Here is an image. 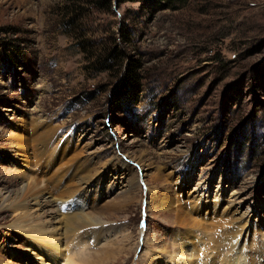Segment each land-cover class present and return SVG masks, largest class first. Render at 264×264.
Returning <instances> with one entry per match:
<instances>
[{"label": "rangeland", "instance_id": "1", "mask_svg": "<svg viewBox=\"0 0 264 264\" xmlns=\"http://www.w3.org/2000/svg\"><path fill=\"white\" fill-rule=\"evenodd\" d=\"M114 1L0 0V264H47L40 233L77 253L66 219L134 178L126 202L99 206L108 231L85 245L91 264L170 253L177 206L206 228L194 244L250 231L237 261L264 264V0ZM30 175L48 189L18 220L5 199Z\"/></svg>", "mask_w": 264, "mask_h": 264}, {"label": "bare ground", "instance_id": "2", "mask_svg": "<svg viewBox=\"0 0 264 264\" xmlns=\"http://www.w3.org/2000/svg\"><path fill=\"white\" fill-rule=\"evenodd\" d=\"M51 138H52V135L46 136L45 142L41 146V149L43 151L47 150L46 148H47ZM35 148H36V146H35ZM40 155H41V153H40ZM35 156H36V154H35ZM25 157H29V156H25ZM38 158H41V157L38 156ZM31 159H32V157H31ZM27 160L30 161V159H28V158H27ZM36 164H35V166H36ZM121 166H122V168L124 169L125 172L129 171V166L125 165V163L122 164ZM76 169H78V167ZM33 175H35V174H33ZM33 175H30V176L32 177ZM25 177H27V176H25ZM31 177H27L28 182H27V184L25 185L24 188H21L20 191L16 190L17 192H10L9 194H7V197L5 199L6 208H4V210H11V211L15 212L18 220L22 219V216L28 215L27 214L28 213L27 208L29 206L27 207V205H28L29 199L34 201V203L37 205L38 202H36V201H38V199L40 198V195L42 194V192L43 191H47V189H48V188L46 189L45 187L42 188L41 186L39 187V185L41 184L40 183L41 180L40 181L38 180L39 178L35 179L34 176L32 178ZM124 179H125V177H124ZM88 181H89L88 179L85 180V179H81L80 178V181H79L80 185H78L79 186L78 189L76 191H72V193H70V194H69V192L71 190L68 191V195H67L68 197L67 198H69L72 195L76 194L78 192V190L82 187L81 185L90 183ZM75 184L74 185L72 184V185L75 186ZM138 184H139V182L135 178L133 180H131V181H126V182L122 181V182H117V183H112V184L110 182L109 187H106V189L104 191L103 190L100 191L103 194L102 196L106 195V197L104 198L106 200H103V198L101 196V198H102L101 202L102 203L99 206L102 208V206L104 207L106 204H110L116 199H120V200L126 202L127 199H128V196L131 195L132 190L134 188H136L138 186ZM76 186H77V184H76ZM57 187H58V185H57ZM57 187H55L54 189H58ZM71 187L69 185V188H71ZM116 187H117V190H119V193H117L115 197L110 198L109 197L110 193ZM67 189H68V187H67ZM73 189L75 190V188H73ZM150 193H152V192H150ZM65 196H66V194H65ZM73 201L75 203L77 202L76 199L73 200V198H71L70 199V205L71 204L73 205V203H74ZM117 202L118 201H116V203ZM68 204H67L66 208L70 209L68 207ZM161 205H162V208H163L162 210L164 211V210H168V207H169L170 204H168V202H164ZM99 206H97L98 209L95 212H91L90 211L89 213H84L83 216H76V217L73 216V217H71L69 219H66V221H67L66 224H65L66 225V231H69L71 234H73V232H75L74 233V238L78 239L81 242V245H78L79 249H78L77 253L75 252V253L71 254L69 252L68 255L63 254V252L66 253V250H64V249L61 250L60 249V248H62L63 245L62 246L61 245L58 246L56 241L47 240L46 237H44V235H42V233H40L39 242H40V245H41V249H42V251L44 253V258L46 260H48L49 264H91V261L88 260L89 259V255L86 254L85 245H88L89 241L91 239L96 240L101 233H104V231H108L103 226H99L98 228H96L98 224H101L100 220L105 218L104 217V213L98 212V210L100 209ZM214 206H216V204ZM105 207H107V206H105ZM177 207H178L177 211H175L177 213V215L175 216L176 217L175 222H176V224L178 226H180V229H182L183 232H179L175 236V239H177V241H174L175 243H173V246H174L173 249L171 247V249L173 250L172 252H171V249H170V253L169 252L167 253L168 250L167 251L164 250V251H162V253L160 254L159 257H154V256H152L150 254H149L150 256L147 255L149 257H148V261L147 260L146 261L149 264H164V260H166V259H168L169 264H239V262L237 261V256H238V254L241 251H239L237 253L238 242H239V245L242 244V245L245 246L246 240H247V238H248V236L250 234V231H246L242 235H239L236 238V240L233 241V242L230 241V240H232L231 238H230V240H225L226 238L224 240H214V236H212V234H209V235H205L206 239L201 238V241H200L201 245L198 244V243L194 244L192 241L189 240V235L193 232V228H195L194 226H196L197 229H203L204 226L201 223H199V222H195L193 220V218L190 217L189 214H187L184 211V207H181V206H177ZM94 209L92 207V210H94ZM226 209H227V207L224 208V210H226ZM24 210H27V212H24ZM229 220H231V219H229ZM23 224H24V227H21L18 224L19 225L18 227L21 230L22 229L28 230V233L35 232L31 228L28 229V227L25 226V223H23ZM80 228H82V229L86 228L87 230L85 232H83L82 234H77L78 233L77 230L80 229ZM204 229H206V228H204ZM207 232H208V230H207ZM36 234H37V232H36ZM190 238H192V237H190ZM147 241L148 240L146 239V242ZM189 241H190V244L187 243ZM152 244H154V243H152ZM255 245H257V244H253V246H255ZM251 247H252V245H249V248L247 250L250 251ZM27 248H29V246H27ZM27 250H29V249H27ZM161 250H162V248H161ZM149 252H152V250L149 251ZM149 252H147V253H149ZM200 252H202V255H201L202 257H199L200 256L199 255ZM158 254H159V252H158ZM244 254L248 255V252H245ZM102 255H105V253L103 252ZM100 258H102V257L100 256ZM250 259L251 260H250L249 264H258V262H259V259H257V256H255V257L250 256ZM240 260H241V258H240Z\"/></svg>", "mask_w": 264, "mask_h": 264}, {"label": "trees", "instance_id": "3", "mask_svg": "<svg viewBox=\"0 0 264 264\" xmlns=\"http://www.w3.org/2000/svg\"><path fill=\"white\" fill-rule=\"evenodd\" d=\"M120 2V0H116V2ZM7 46L9 47V45L8 44H0V57H1V55H3V54H6V52L8 51V49H7ZM11 48H15L14 46H10ZM16 48L13 50V52H10V53H13L12 55V57H15V58H17L16 57V53H18V52H16ZM132 73V71L129 69V71L127 72V74H126V77L128 78V76L130 75ZM126 78V79H127ZM126 79H124V80H122V83H121V85L123 86L124 85V83H125V80ZM128 82V81H127Z\"/></svg>", "mask_w": 264, "mask_h": 264}, {"label": "water", "instance_id": "4", "mask_svg": "<svg viewBox=\"0 0 264 264\" xmlns=\"http://www.w3.org/2000/svg\"><path fill=\"white\" fill-rule=\"evenodd\" d=\"M117 2H116V0L114 1V4H116ZM141 182V181H140ZM142 183V182H141Z\"/></svg>", "mask_w": 264, "mask_h": 264}]
</instances>
